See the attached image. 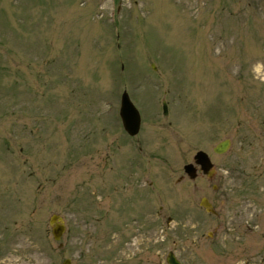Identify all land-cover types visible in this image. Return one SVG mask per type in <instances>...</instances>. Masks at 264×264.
I'll return each mask as SVG.
<instances>
[{"label":"rangeland","instance_id":"rangeland-1","mask_svg":"<svg viewBox=\"0 0 264 264\" xmlns=\"http://www.w3.org/2000/svg\"><path fill=\"white\" fill-rule=\"evenodd\" d=\"M197 151L211 181L183 175ZM169 252L264 264V0H0V264Z\"/></svg>","mask_w":264,"mask_h":264},{"label":"water","instance_id":"water-1","mask_svg":"<svg viewBox=\"0 0 264 264\" xmlns=\"http://www.w3.org/2000/svg\"><path fill=\"white\" fill-rule=\"evenodd\" d=\"M163 111L165 115L166 114L165 105L163 106ZM120 117L125 131L130 136L136 135L138 133L139 125H140L139 115L132 106V104L130 103L125 93L121 97ZM228 147H229V142L224 141L214 149V152L216 154H222L226 152ZM194 159H195V163L201 167V170L205 174L211 175V173H208V171L212 168V165L210 164L207 156L204 153L201 152L197 153ZM184 171L190 177V179L195 178V170H193L192 166H186L184 168ZM201 205L204 208H206L207 211L212 212L210 210V206L207 204L205 200L201 201ZM49 224L51 226H54L52 229V236L55 241H58L65 230L64 226L61 224V219L58 216L53 215L49 220ZM166 262L167 264H179L171 253L168 255ZM64 264H69V261H65Z\"/></svg>","mask_w":264,"mask_h":264},{"label":"bare ground","instance_id":"bare-ground-1","mask_svg":"<svg viewBox=\"0 0 264 264\" xmlns=\"http://www.w3.org/2000/svg\"><path fill=\"white\" fill-rule=\"evenodd\" d=\"M134 245H128L126 244L118 253V256L121 258H127V254L130 253L132 255L134 252Z\"/></svg>","mask_w":264,"mask_h":264},{"label":"flooded vegetation","instance_id":"flooded-vegetation-1","mask_svg":"<svg viewBox=\"0 0 264 264\" xmlns=\"http://www.w3.org/2000/svg\"><path fill=\"white\" fill-rule=\"evenodd\" d=\"M205 177H201V179H204Z\"/></svg>","mask_w":264,"mask_h":264}]
</instances>
